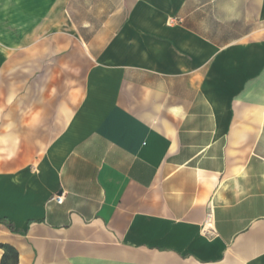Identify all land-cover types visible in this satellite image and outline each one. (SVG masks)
I'll use <instances>...</instances> for the list:
<instances>
[{
    "label": "crops",
    "instance_id": "crops-1",
    "mask_svg": "<svg viewBox=\"0 0 264 264\" xmlns=\"http://www.w3.org/2000/svg\"><path fill=\"white\" fill-rule=\"evenodd\" d=\"M0 219L16 264H264V0H0Z\"/></svg>",
    "mask_w": 264,
    "mask_h": 264
},
{
    "label": "trees",
    "instance_id": "trees-1",
    "mask_svg": "<svg viewBox=\"0 0 264 264\" xmlns=\"http://www.w3.org/2000/svg\"><path fill=\"white\" fill-rule=\"evenodd\" d=\"M5 221L3 219H0V223H4ZM11 227V225H9ZM1 248L5 249V254L3 257V263L2 264H10L9 263V258L13 259V263L12 264H16L18 261V253L15 251L14 248H12L11 246L8 245H0ZM10 254V255H9Z\"/></svg>",
    "mask_w": 264,
    "mask_h": 264
},
{
    "label": "built area",
    "instance_id": "built-area-1",
    "mask_svg": "<svg viewBox=\"0 0 264 264\" xmlns=\"http://www.w3.org/2000/svg\"><path fill=\"white\" fill-rule=\"evenodd\" d=\"M55 200L58 202V203H62L64 201V197L63 196H56L55 197ZM207 235L209 236H213L214 235V231L211 233V234H208L207 231H205Z\"/></svg>",
    "mask_w": 264,
    "mask_h": 264
},
{
    "label": "rangeland",
    "instance_id": "rangeland-1",
    "mask_svg": "<svg viewBox=\"0 0 264 264\" xmlns=\"http://www.w3.org/2000/svg\"><path fill=\"white\" fill-rule=\"evenodd\" d=\"M10 83L12 82H15V83H18L19 81H9ZM28 81L26 80V81H24V80H21V86H23L25 83H27ZM57 131V129L55 130L54 129V132H56Z\"/></svg>",
    "mask_w": 264,
    "mask_h": 264
}]
</instances>
